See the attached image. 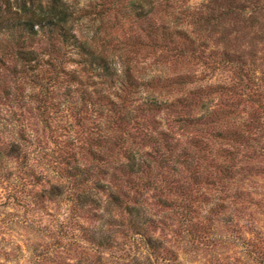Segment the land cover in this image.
I'll use <instances>...</instances> for the list:
<instances>
[{
  "label": "trees",
  "instance_id": "trees-1",
  "mask_svg": "<svg viewBox=\"0 0 264 264\" xmlns=\"http://www.w3.org/2000/svg\"><path fill=\"white\" fill-rule=\"evenodd\" d=\"M80 3L81 0H0V100L4 97L11 102L8 111L20 123L16 131L19 138L10 142L11 151L0 149V160L23 158L21 167L31 171L33 166L29 150L34 147L38 160L50 164L45 138L49 140L55 132L66 130V125H61L63 117L59 116L57 103L53 100L56 89L64 82L71 88L79 89L80 93H86L84 91L91 86L89 96L95 93L100 100L111 104L113 107L108 111L115 109L111 96L121 100L124 94L122 109L126 110V118L119 119L127 122L134 118L136 110L144 113L147 108H164L161 107L164 102L154 91L159 84L164 86L166 83L170 92L174 89L180 91L181 95L174 100L166 99V108L174 107L178 113H183L175 121L179 129L187 133L185 145L176 138L171 126L166 127V131H156L154 127L147 132L152 152L133 144L124 147L122 139L103 134L87 144H77L78 137L67 138L53 155V163L62 171L55 177L56 182L49 183L52 181L44 178L43 172L37 175L50 185L47 188L41 183L38 193L41 202L46 198L48 201L63 198L70 205L66 220L72 223L80 217L97 222L90 227H79L85 234L86 251L75 263L65 261V264L131 263L137 259L133 258L130 247L137 243H143V250L153 264L151 257L154 255L157 258L159 245H155L149 228L155 225L158 215L143 199L144 195L151 189L158 191L155 197L166 208V202L172 199L168 191L177 193L178 197L173 198L181 199V206L189 218V213L196 212L194 204L198 199L201 202L211 200L201 188L212 189L214 209L223 211L229 198H235L229 193V188L237 181V176L246 178V165L253 162L257 150L260 155L264 152V139L255 136L252 127L253 123L264 122V91L259 90V85L247 71L243 72L240 85L245 89L242 94L247 96L253 110L247 118L233 121L231 104L212 101L213 94L219 90L212 85L208 91H202V87L187 88L189 75H158L146 83L140 82L132 71L131 61L125 57L117 61L111 54L96 49L95 43L102 32H106L102 26L109 19L111 10L118 11L121 18L139 26L141 36L148 38L149 46L154 48L155 53L185 56L191 47L192 51H197L202 43H210L208 36L220 34L217 39L227 45L230 32H237L242 25L255 24L257 8L263 14L264 3L260 4L258 0L257 4H249V0H207L202 7L194 8L184 0H153L150 5L146 0H115L113 9L107 7L99 12L88 11ZM107 5V2L102 4ZM249 9L251 15L240 19ZM84 19L89 20L86 28H79ZM202 22L209 26L208 35L201 29ZM99 23L100 28H96ZM115 26L112 25L111 29ZM227 26L235 31H229ZM222 54L224 57L220 63L233 62L229 57L233 54L226 46ZM69 64H73L74 68H67ZM143 87L149 88L152 96L137 99ZM230 87L222 86L220 89L224 88L232 95ZM129 94L135 96L131 103L135 104L133 108L125 104V96ZM13 104L20 110H13ZM24 110L42 123L41 136L35 137L23 125ZM109 118L115 120L113 115ZM259 128L263 130L262 126ZM108 129L112 131L115 127L108 126ZM116 147H119L116 154L106 153ZM247 148L251 149V153ZM196 151L201 155L197 156ZM185 167L189 174L173 181L175 190L166 187L165 195L157 185L159 175L155 174L156 168H166L169 173L180 176L186 172L182 170ZM8 181L2 178L0 185L5 186ZM21 184L26 185L25 181ZM202 219L198 223L204 233L211 215ZM49 258L52 257L45 254L42 260L45 262Z\"/></svg>",
  "mask_w": 264,
  "mask_h": 264
},
{
  "label": "rangeland",
  "instance_id": "rangeland-1",
  "mask_svg": "<svg viewBox=\"0 0 264 264\" xmlns=\"http://www.w3.org/2000/svg\"><path fill=\"white\" fill-rule=\"evenodd\" d=\"M146 1L150 5L153 0ZM258 1L260 4L264 3V0ZM106 2L108 5L102 6ZM206 2L207 0H184V3L194 8H200ZM249 2L257 4V0ZM84 5L88 11L99 12L107 7L112 8L115 0H81L80 6ZM250 10L241 15L240 19L248 18L251 15ZM257 11L255 19L251 18L255 20L252 21L255 23L253 26L242 25L237 32L227 26L229 31H235L230 32L227 45L217 39L221 36L217 34L215 37L208 36L210 43L206 45L202 43L197 51H192L191 47L185 56L172 57L166 52L155 53L154 48L149 46L148 38L141 36L139 26L130 24L121 18V13L111 10L109 19L102 26L106 32H102L95 47L100 52L111 54L117 61L122 57L131 61L132 71L142 83L158 75L162 77L189 75L187 88L202 87V91H208L212 85L214 89L219 90L213 94V103L224 101L231 104V110L234 111L233 121H239L240 118H247L253 110L252 104L247 102V96L242 94L245 89L240 85L243 72L247 71L259 85V90L264 91V13L260 12L259 7ZM87 21L84 19L83 24L79 23L78 27L85 29ZM201 24L203 33L208 35L209 26L204 22ZM112 25L115 27L111 29ZM97 27L100 28V23ZM224 46L229 49L231 55L233 54L229 56L233 62L220 63L224 57L222 54ZM67 68H74V65L69 64ZM89 82L91 83L90 80ZM222 86H232L230 89L235 94L230 95L224 88L220 89ZM168 88L165 83L164 86L159 84L154 89L160 101L164 102L161 104L164 108L161 109L159 106L151 110L147 108L144 113L136 110L133 112L134 118L129 122L119 119L126 118V110L122 109L124 94L121 100L111 96L115 102V109L108 111L113 107L111 104L100 100L95 93L89 96L91 86L84 91L86 93L82 92L84 95L79 89L69 87L67 82L56 89L53 100L57 103L56 110L59 116L63 117L61 125H66V130L55 132L49 140L48 137L45 138L50 164L38 160L37 152H33L34 147L29 150L33 166L31 171L21 167L23 158L10 160L2 157L3 160H0V180L2 178L9 180L7 185H0V264H65V261L75 263L78 257L83 255L87 242L83 240L85 234L79 227H90L97 222L91 218L80 217L72 220V223L66 220L70 205L63 198L55 201H48L46 198L41 202L38 195L41 183L46 184L47 188L50 185L37 175L43 172L44 178L52 181L49 183L56 182L55 177L62 171L53 163V155L67 138L78 137L77 144H83L92 142V139L103 134L109 138L122 139L124 147L133 144L140 146L142 150L152 152V142L146 135L147 132L154 130V127L156 131H166V127L171 126L174 127L176 138L185 145L187 133L179 129V124L175 121L183 113H178L174 107L166 108V99L174 100L181 93L177 89L170 92ZM151 96V90L143 87L142 92L136 97L143 100ZM125 97L127 99L125 104L133 108L135 104L131 103L135 96L129 94ZM10 103L4 97L0 100V149L8 152L11 151L10 142L19 138L16 131L19 129L17 125L20 124L15 115L8 111ZM13 105H15L13 110H20L16 104ZM24 113L23 125L28 131H32L31 134H35V137L41 136L42 123L26 110ZM110 115H113L115 120L109 118ZM253 124L255 136L264 139V122ZM108 126L115 129L110 131ZM259 126H262L263 130H260ZM247 151L251 153L250 148H247ZM117 152L119 147L106 153L114 155ZM196 152L197 156L201 155L199 151ZM255 154L253 162L246 165L244 174L246 178L237 176V181L231 185V189L229 188V193L235 195V198L233 200L229 198V202L224 204L226 207L223 211L218 212L214 209L216 205L212 189L201 188L211 200L201 202L198 199L194 204L196 212L189 213V218L181 206V199L173 198L178 197L177 193L167 190L170 193L169 198L172 199L166 202V208L160 205L155 197L159 194L158 191L151 189L144 195L143 199L151 204L153 212L158 215L155 218V225L149 228L155 245H159V255L157 258L154 255L151 257L153 264H264V152L260 155L261 152L257 150ZM33 158L36 160L32 161ZM209 160L207 168L210 167ZM182 170L186 172L176 176L166 171V168H156L155 174L159 175L157 185L162 188L165 195L166 187L175 190L176 184L173 181L189 174L187 167ZM21 181H25L26 185H22ZM208 214L211 215V219L207 221V229L203 233L198 222L204 220L202 217ZM130 250L136 261L131 263L118 261L113 264H151L143 250V243L132 245ZM45 254L52 258L44 262L42 258Z\"/></svg>",
  "mask_w": 264,
  "mask_h": 264
}]
</instances>
